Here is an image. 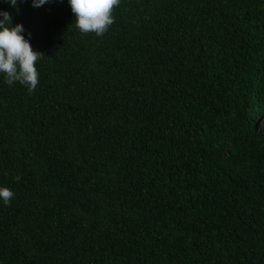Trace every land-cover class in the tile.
Here are the masks:
<instances>
[{"label": "trees", "instance_id": "1", "mask_svg": "<svg viewBox=\"0 0 264 264\" xmlns=\"http://www.w3.org/2000/svg\"><path fill=\"white\" fill-rule=\"evenodd\" d=\"M0 9L42 53L0 74V264H264V0Z\"/></svg>", "mask_w": 264, "mask_h": 264}, {"label": "clouds", "instance_id": "2", "mask_svg": "<svg viewBox=\"0 0 264 264\" xmlns=\"http://www.w3.org/2000/svg\"><path fill=\"white\" fill-rule=\"evenodd\" d=\"M11 8L17 9L23 0H4ZM50 0H31L33 7L39 8ZM75 16V25L82 33L103 35L114 23L113 8L120 0H68ZM13 17L7 10L0 9V74L8 85L20 83L33 92L39 83L37 62L41 52L33 49L30 33L25 36L22 23H12ZM15 193L7 186L0 185V202L8 205Z\"/></svg>", "mask_w": 264, "mask_h": 264}]
</instances>
